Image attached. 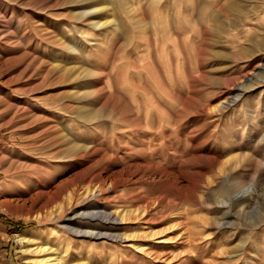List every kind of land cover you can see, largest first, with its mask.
Instances as JSON below:
<instances>
[{"label": "rangeland", "instance_id": "374dc122", "mask_svg": "<svg viewBox=\"0 0 264 264\" xmlns=\"http://www.w3.org/2000/svg\"><path fill=\"white\" fill-rule=\"evenodd\" d=\"M89 3L102 26L90 27L82 16ZM39 6L42 30L31 43L37 65L20 80L27 62L0 74V264H34L23 250L34 245L18 236L29 229L49 241L62 264H263L264 76L242 90L235 86L264 63V0H39ZM52 67L51 77L62 79L42 80ZM2 99L32 113L16 114ZM35 112L45 119L32 122ZM86 115L96 119L81 120ZM54 126L67 144L88 153L66 151L60 141L34 143ZM231 158L242 159L232 170L224 164ZM15 160L27 167L6 171ZM86 170L84 183L97 173L128 179L100 199L102 206L150 207L125 224L74 221L132 240L86 238L25 216L56 185ZM251 181L256 193L244 195L239 213L235 183ZM187 232L191 239L180 244ZM145 246L192 255L156 260L140 251ZM230 248L236 257L221 253Z\"/></svg>", "mask_w": 264, "mask_h": 264}, {"label": "bare ground", "instance_id": "6f19581e", "mask_svg": "<svg viewBox=\"0 0 264 264\" xmlns=\"http://www.w3.org/2000/svg\"><path fill=\"white\" fill-rule=\"evenodd\" d=\"M11 1L14 2L13 5H11ZM86 1L92 2V0ZM91 4L92 3H89V5L86 6L85 10H83L84 13H82V16L85 20L90 21L88 26L93 28H95L94 26H102L103 24H101V20H99L96 17L95 13H93V8H90ZM39 10H41L39 6V0H0V74L3 72H8L9 70L14 68L18 69L22 67V65H25V63L27 62L26 68L24 70H21L15 77V80H20L28 67H34L35 65H37V56L35 55V53L38 52V48L34 46V37H36V34L40 35L42 30L41 20L39 17ZM27 29L31 31L30 35L27 34ZM33 42L34 44H31ZM38 67L36 66V70H38ZM256 68L257 69H255V71L245 76L243 80L241 79L242 81L238 82L235 87H237V89L242 90L247 87V84L249 85L252 79H257L260 76L263 77L264 63H258V65H256ZM44 74L45 76L43 75L42 80L49 79L53 81L62 79L60 75L51 77V75L53 76L55 74L53 71V67L51 68V70L48 69ZM239 94L240 93L238 92V95ZM238 95L234 94L228 99L225 98L219 103V105L221 106V108H225L227 105L234 102ZM2 101L7 104L8 107H12V111H14V113L16 114H18L19 112H21V114L32 113L31 107H18L17 104H10L5 99H2ZM44 117L41 115H37V113L35 112L34 114H30L29 119H31L32 122H39L45 119ZM95 119L96 118L90 115H86V118H81V120H84L86 122H91ZM57 126L51 127L50 129H48V127V130H45L46 128H43L44 131L42 133H40L39 131V133L43 136L34 143H36V145L37 143H40L38 146H52L55 141H60L62 142V144L66 143V141L63 140V133L61 132L62 134H60V130H57ZM85 149L86 148L84 147L79 148L69 144H67L65 148V150L69 152H82V156L88 153V151H86ZM103 157L104 156L102 155L101 158ZM18 160L10 161L7 165L8 167L6 168V171L27 167V165L19 163ZM241 162V158H231L224 164H226V166H228L232 170L233 168L241 164ZM86 173H88L87 170L77 173L76 175L69 177L65 181L60 182L58 185L55 186L53 191L54 193L51 196H46V199L43 202V206H41L37 211H34L30 214H26L25 216L35 219L38 222L39 226L50 225L52 226L51 229L53 230L63 232L66 231L68 233H73L75 235L83 236L86 238H103L115 242H124L132 240V238L134 237V235L132 234H126L125 232H121L118 230H98L92 226H87L83 228L79 226L77 221H74L77 219H85L88 222L86 224L91 223L92 225H94L95 223H101L105 224L106 226L125 224L139 218V213L141 212L142 215H145L143 213H147V211L149 210L148 208L150 207L148 201H145V205H142V207L140 208L136 207L132 210L125 212L118 211V208L111 210L107 207L102 206L100 204V199H102L103 197L105 198V195L109 191H112L115 186L127 182L128 179H112L111 176L104 177L100 173H97L96 175L87 179L84 183L82 182V180L85 178ZM73 179H75L76 181H73ZM108 179L111 180V183L109 182L110 184L106 186ZM241 188L244 189L242 192L240 191ZM235 189L237 193L235 195V199L239 200L240 202L237 204V206L239 207V213H243L246 210V207L241 204V201L244 199V195L246 194L249 198H251L254 196V193H256L253 181H251L250 183L236 182ZM42 194L38 195L42 196ZM255 205V207L260 206L257 205V202L255 203ZM259 218L263 217L260 216ZM249 220L254 224L256 222V217H254V215H251ZM29 230L19 233L18 236L19 240L25 242L29 241L34 245L31 249H23L35 256L34 258H32L34 264H62L61 257H59L58 255H56L55 257H53L54 255L52 256V249L49 246V241L43 239L37 240L32 236L33 234ZM155 234L158 233H153L151 234V236H154ZM187 234L188 232L183 235L181 234L182 236L180 235V244H184L186 241L191 239V232H189V235ZM169 241L175 240L170 238L166 239V242ZM142 250L144 251V253L148 254L149 257L154 258L156 260H181L185 258L187 259L189 256L192 255V251H183L180 249L178 252L173 251V253L171 254L159 253L150 250L148 247H143L140 251ZM229 250V252L223 251L221 253L225 256L227 255L230 257L237 256L236 253L233 252L234 248H230ZM229 253L231 254L228 255Z\"/></svg>", "mask_w": 264, "mask_h": 264}]
</instances>
